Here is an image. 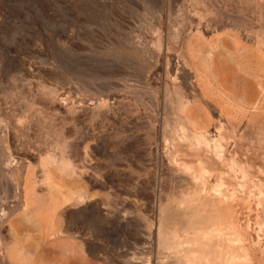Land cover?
<instances>
[{
    "label": "rangeland",
    "instance_id": "obj_1",
    "mask_svg": "<svg viewBox=\"0 0 264 264\" xmlns=\"http://www.w3.org/2000/svg\"><path fill=\"white\" fill-rule=\"evenodd\" d=\"M0 264H264V0H0Z\"/></svg>",
    "mask_w": 264,
    "mask_h": 264
}]
</instances>
